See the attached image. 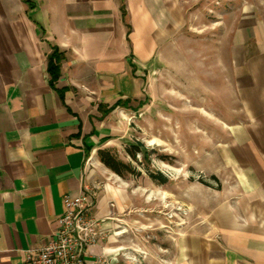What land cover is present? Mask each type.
Masks as SVG:
<instances>
[{"label": "crops", "instance_id": "0c3cea01", "mask_svg": "<svg viewBox=\"0 0 264 264\" xmlns=\"http://www.w3.org/2000/svg\"><path fill=\"white\" fill-rule=\"evenodd\" d=\"M201 2L218 11L202 30L193 23ZM236 2L0 0V264H24L58 228L64 196L86 187L103 223L88 264H131L126 236L147 254L138 264H264V0ZM53 46L64 53L54 87ZM182 68L202 70L220 119L212 128L233 129L235 173L219 168L218 201L202 220L165 244L136 242L116 221L130 225L146 206H132L128 183L98 151L130 133L132 104L146 109L151 82Z\"/></svg>", "mask_w": 264, "mask_h": 264}, {"label": "rangeland", "instance_id": "374dc122", "mask_svg": "<svg viewBox=\"0 0 264 264\" xmlns=\"http://www.w3.org/2000/svg\"><path fill=\"white\" fill-rule=\"evenodd\" d=\"M236 3L239 4V0ZM213 5L211 2L210 6H203L201 2L196 8L200 14L193 21L196 28L202 30L204 20L214 22L218 19V11H213ZM180 61L186 67L185 54L180 55ZM175 72L171 76L168 70L161 85L150 83L143 100L146 104L144 113L138 111L137 102H133L130 133L108 147L117 158L136 169L135 173L119 176L136 196L132 206H146V210L139 215L135 211L132 215L137 221L132 219L130 225L116 221L117 230L129 229L136 242L165 244L166 239L180 235L189 223L202 220L218 201L217 191L222 187L219 168L223 170V178H232L235 173L234 155L229 145L234 140L233 129H215L219 128L220 119L213 113L215 104L204 92L202 70L197 69L193 74L182 68ZM225 141L227 164L219 166L214 155L218 154L219 144ZM139 142L143 144L142 150L133 158L127 150ZM150 173L157 178H151ZM160 174L166 177L165 182ZM121 242L127 244L121 253L123 258L127 252H132L131 264H138V260L146 257L145 250L133 249H137V245L131 244L128 248L129 236Z\"/></svg>", "mask_w": 264, "mask_h": 264}, {"label": "built area", "instance_id": "2783aa9c", "mask_svg": "<svg viewBox=\"0 0 264 264\" xmlns=\"http://www.w3.org/2000/svg\"><path fill=\"white\" fill-rule=\"evenodd\" d=\"M64 202L53 236L41 248L27 251L24 264H88V248L98 243L103 224L90 214L94 198L86 187L77 197L66 194Z\"/></svg>", "mask_w": 264, "mask_h": 264}, {"label": "trees", "instance_id": "16d2710c", "mask_svg": "<svg viewBox=\"0 0 264 264\" xmlns=\"http://www.w3.org/2000/svg\"><path fill=\"white\" fill-rule=\"evenodd\" d=\"M122 10L124 16L126 15V7L123 2ZM44 33V29L40 27V33ZM53 52L48 56V73L50 76V84L54 87L55 82L59 79L61 75V63L64 59V53L60 51L57 46H53ZM133 149H128L127 152L133 158H136L138 152L142 150L143 144L141 142L133 144ZM98 155L100 160L112 171L117 173L120 176H125L126 172L135 173L136 169L132 167L131 164L125 163L124 161L117 158L112 150L109 148H103L98 151ZM151 178L156 179L157 176L153 173H150ZM161 178H163L162 182H165L167 179L160 174Z\"/></svg>", "mask_w": 264, "mask_h": 264}]
</instances>
